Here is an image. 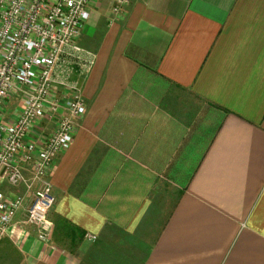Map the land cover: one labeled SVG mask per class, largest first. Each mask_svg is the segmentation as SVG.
<instances>
[{
	"label": "crops",
	"instance_id": "0c3cea01",
	"mask_svg": "<svg viewBox=\"0 0 264 264\" xmlns=\"http://www.w3.org/2000/svg\"><path fill=\"white\" fill-rule=\"evenodd\" d=\"M112 6L80 39L96 63L49 175L52 229L26 223L28 198L0 264H83L112 234L123 264H264V0Z\"/></svg>",
	"mask_w": 264,
	"mask_h": 264
},
{
	"label": "built area",
	"instance_id": "2783aa9c",
	"mask_svg": "<svg viewBox=\"0 0 264 264\" xmlns=\"http://www.w3.org/2000/svg\"><path fill=\"white\" fill-rule=\"evenodd\" d=\"M95 1L0 0V187L26 186L32 195L26 223L40 230L42 240L52 229L48 215L56 204L50 172L73 144L76 120L87 112L79 84L91 73L96 55L79 41ZM129 4L114 0L112 14L120 16ZM16 97L20 106L7 116ZM53 117L56 129L43 139L42 122ZM23 205V196L0 190V243Z\"/></svg>",
	"mask_w": 264,
	"mask_h": 264
},
{
	"label": "rangeland",
	"instance_id": "374dc122",
	"mask_svg": "<svg viewBox=\"0 0 264 264\" xmlns=\"http://www.w3.org/2000/svg\"><path fill=\"white\" fill-rule=\"evenodd\" d=\"M114 2V0H112V3ZM94 40V39H93ZM92 40V41H93ZM85 41H90V39H86ZM91 41V42H92ZM79 44L82 47H87L86 46V42L84 43V41H79ZM77 68L74 69V74H77ZM20 99L18 97L13 98L12 100H10L9 105L7 106V112L6 115L9 116L11 113H13L14 111H16L18 109V107L20 106ZM58 123V118L57 117H53L51 119H45L42 122L41 128L43 129V131H40L41 136L43 137V139H46V137L50 136L56 129ZM30 168V167H29ZM31 171L30 169H26L25 171V177L28 178V180H30L31 178ZM2 187H6L5 191L7 192H11L13 194H17V195H21L24 198V203L27 202L26 200L28 198H31L30 204L32 202V195L30 194V196L27 197L26 195V186L25 185H20L19 187H7V185H3ZM25 193H24V190ZM22 209V208H21ZM109 242L111 246H109L108 244H105L104 246H102L101 248H99L96 244L95 246L93 245L92 248H86V252H85V256L83 257V264H123L122 260L120 261L118 253L116 254V251L118 250V248H116V245H118L119 241L122 242L124 239L122 238V235H116V234H112L108 237ZM134 243H136L135 240H133ZM133 248H129V264H136L135 261V255L136 252H132ZM125 259V258H124Z\"/></svg>",
	"mask_w": 264,
	"mask_h": 264
}]
</instances>
